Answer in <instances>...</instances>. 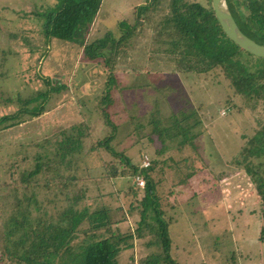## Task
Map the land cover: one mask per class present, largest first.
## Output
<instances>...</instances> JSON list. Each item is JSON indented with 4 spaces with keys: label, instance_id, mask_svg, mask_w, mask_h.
Listing matches in <instances>:
<instances>
[{
    "label": "rangeland",
    "instance_id": "rangeland-1",
    "mask_svg": "<svg viewBox=\"0 0 264 264\" xmlns=\"http://www.w3.org/2000/svg\"><path fill=\"white\" fill-rule=\"evenodd\" d=\"M63 1L0 0V119L25 112L21 124L0 130V207L8 204L2 216L13 210L11 168L18 180L20 172L33 170L35 156L46 154L55 162L60 159L59 144L76 136L82 144L75 148L82 149L74 158L69 156L72 164L69 169L61 166V173L80 181L74 191L82 186L88 190L80 206L105 205L113 211L121 206L127 220L115 227L135 231L142 195L131 193L135 182L121 174L125 165L114 157L128 156L138 166L144 153L158 161L153 175L160 182L157 202L170 222L172 255L180 264H264L260 212L251 215L247 208L256 190L233 162L241 136L251 137L261 129L262 107L250 110L243 99L234 97V104L244 109L231 114L223 103L226 97L221 92L228 89L223 79L216 91L206 92L200 82L190 86L173 62L153 50L158 45L150 24L145 30L139 27L138 36L115 54L114 66L111 50L90 48L107 36L119 39L135 32L137 13L151 0H103L87 34L68 40L47 37L46 17ZM39 95V101L26 104ZM206 96L216 105H210ZM41 104L43 113L33 117ZM191 108L199 121L193 132L200 136L179 147L187 135L182 113ZM108 137L110 153L95 147ZM112 169L118 175L107 177ZM50 173L35 177L41 181L33 191L41 208L54 212L67 202L57 186L46 184ZM132 204L138 209L127 213ZM121 217L118 213L114 219ZM156 246L149 235L137 239L133 250L121 253L119 263L139 264L158 250ZM2 247L0 240V264L7 259Z\"/></svg>",
    "mask_w": 264,
    "mask_h": 264
},
{
    "label": "trees",
    "instance_id": "trees-1",
    "mask_svg": "<svg viewBox=\"0 0 264 264\" xmlns=\"http://www.w3.org/2000/svg\"><path fill=\"white\" fill-rule=\"evenodd\" d=\"M227 2L242 32L264 45V0ZM102 3L103 0H64L59 9L46 17L47 37L68 40L79 34H87ZM144 7L142 12L137 13L138 28L135 32L129 31L128 36L126 33L119 39L107 36L94 42L90 48L98 46L111 50L109 61L113 63L115 54L120 55L121 50L129 46L128 41L138 36L139 27L145 30L146 25L150 24L153 38H156L154 40L158 45L153 50L165 55L167 61L173 62L174 70L183 75L186 81L191 82L190 86L194 87L195 83L200 82L206 92L216 91L222 85L223 79L228 84V89L221 92L226 97L223 103L230 110L233 108L229 110L231 114L242 113L244 109L237 107L233 102L234 97H239L244 100V107L250 110L262 107L264 115V58L246 52L226 35L215 15L212 0H204V3L200 0H151ZM91 59L95 60L96 56ZM116 62L115 58L112 66L116 65ZM40 95L43 98L44 93ZM40 95L26 104H32L33 100L39 101ZM206 99L210 105H216L207 96ZM219 101L218 104H221L222 100ZM186 102L188 103V100ZM43 110L41 104L40 109L32 113V116H40ZM22 113L25 114L19 110L13 115L2 117L0 130L21 124ZM182 114L187 124V135H183L182 142L177 144L179 147L186 143L192 144L200 136L193 132L199 123L194 108H191L188 114ZM190 119L195 123L191 124ZM180 134L182 133H178ZM109 140V137L99 139L95 147L103 146L110 153L107 147ZM81 144V139L76 136L60 143L57 148L60 159L55 162L46 154L35 156L33 170L20 172L18 180L14 178L15 172L11 166L10 179L15 183V195L9 206L13 210L7 217H3V212L8 210V204L4 203L0 207V240L3 253L7 257L2 264H120L121 253L133 250L134 241L143 240L148 235L150 244L157 245L158 250L152 251L139 264H180L172 255L170 222L164 218V210L160 209L157 202V187L160 182L156 181L155 176L153 178L154 171L158 168L157 159L148 156L150 166L143 168L142 163L146 156L144 153L140 154L141 164L138 166L134 165L128 156L114 157L121 158L120 163L125 165L126 169L121 174L135 182L134 187L130 189L131 193L135 196L142 195L137 229L132 231L128 228L123 232L115 226L127 220L124 214L126 210L121 206L115 211L105 205L94 209L80 206L84 198L86 199L88 190L82 186L77 192L74 191L73 188L78 187L80 181L75 176L61 173V166L69 169L72 164L69 156L74 158V154L82 149L75 146L80 147ZM233 162L249 178L256 190L261 207L259 239L264 241V119L261 129L253 136H241L240 151L233 157ZM41 172H51L53 176L45 178L46 184L57 186L67 202L54 212L41 208L33 191L40 187L41 179L35 177ZM109 173L105 175H118L113 169L109 170ZM193 174L194 172L186 175L183 181L189 180ZM137 177L144 179V188L137 184ZM30 192L31 195H28ZM55 194L54 196H57V193ZM7 199L10 202L9 195L5 197V200ZM137 209L138 207H133L132 204L127 213H134ZM118 213H121L122 217L116 220L114 217L118 216Z\"/></svg>",
    "mask_w": 264,
    "mask_h": 264
},
{
    "label": "water",
    "instance_id": "water-1",
    "mask_svg": "<svg viewBox=\"0 0 264 264\" xmlns=\"http://www.w3.org/2000/svg\"><path fill=\"white\" fill-rule=\"evenodd\" d=\"M212 6L226 35L246 52L264 58V45L257 43L242 32L230 11L227 0H212Z\"/></svg>",
    "mask_w": 264,
    "mask_h": 264
},
{
    "label": "crops",
    "instance_id": "crops-1",
    "mask_svg": "<svg viewBox=\"0 0 264 264\" xmlns=\"http://www.w3.org/2000/svg\"><path fill=\"white\" fill-rule=\"evenodd\" d=\"M252 197L253 198H251L252 199L251 200V204H250V201H249L250 205L247 208H248V212H250L251 215H255V214H258L257 210H258V212H260L261 207H260V201H259L258 196L257 195H253ZM256 203H257V206L255 205ZM256 207H257V209H256ZM259 218H260V216H259Z\"/></svg>",
    "mask_w": 264,
    "mask_h": 264
},
{
    "label": "built area",
    "instance_id": "built-area-1",
    "mask_svg": "<svg viewBox=\"0 0 264 264\" xmlns=\"http://www.w3.org/2000/svg\"><path fill=\"white\" fill-rule=\"evenodd\" d=\"M148 166H150V159H149L148 156H144V161H143V163H142V167H143V168H146V167H148ZM136 181H137V184H138L141 188H144V186H145V181H144V179H143L142 177H137V178H136Z\"/></svg>",
    "mask_w": 264,
    "mask_h": 264
}]
</instances>
